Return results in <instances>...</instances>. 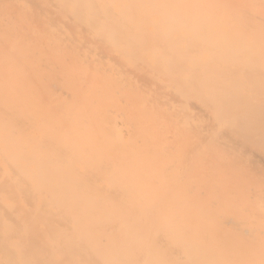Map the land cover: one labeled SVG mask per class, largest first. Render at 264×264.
I'll return each instance as SVG.
<instances>
[{
    "label": "rangeland",
    "instance_id": "rangeland-1",
    "mask_svg": "<svg viewBox=\"0 0 264 264\" xmlns=\"http://www.w3.org/2000/svg\"><path fill=\"white\" fill-rule=\"evenodd\" d=\"M263 1L112 0L108 4L102 3V5L104 4L101 5L104 7L102 8L103 12L102 9L94 6L93 9L89 10L90 14L94 13V16L83 17L80 12L83 1L80 0L77 5L79 10H72V17L62 16L57 25L51 27L52 31L60 33V39L76 42V45H72L70 49H64V43L59 42V51H53L52 54L48 55L40 52H26L17 55L0 50V167H3L8 173L12 172V175L17 179L21 176L17 172L18 169L12 170V166L9 164L23 167L26 171L22 170L21 172L28 173L29 179L46 178L41 184L33 186L32 190H34L35 195H32L34 197H31L30 201H27L23 197L25 195L21 194L19 196L3 195L1 197L0 264H39L36 263L35 258H38L40 262V257L46 259L41 260L40 264H111L110 257H113L117 264H226L227 261L222 262V259L219 262L218 259L220 258L218 257L207 260L200 255L201 253L198 252L201 250L199 238L203 234L210 243L223 249L229 250L235 246L244 247V244L239 242L247 238L245 235L237 238L238 242L231 243L232 241L224 242V239L222 240L220 228L223 225L222 217L225 215L223 213L212 210L206 219L198 218L193 221L190 218H177L174 222L173 210L166 208L170 202L160 195L161 188H158L160 199H164L161 203L156 198L150 197L148 201L139 199L134 203V207L127 206V200L122 198L120 192V187L125 189L126 184L124 187L121 182L111 185L110 191H108L113 194L108 200L99 202L90 199L82 191L97 185H99L97 187L103 186L104 184L97 182V180L125 173L129 168L128 166H106L104 152H96L97 157L93 166H74L73 172L77 174L78 184L83 185V190L80 191L81 187L77 184L79 188L75 190V195L81 193L82 196L78 197L80 198L78 201H80L77 203L76 210L66 222L68 226L73 225L75 227L74 233L64 234V229L62 230L54 219H50L53 216L52 213L59 217L65 215L68 211V207L65 208V205H68V202L54 205L53 210H45L44 214L50 216L45 221L46 225H30L27 220L34 217L47 203L48 187L54 179V170H51L47 164L49 159L56 156L60 151L59 144L70 147L66 145V142L74 141L76 136L85 135L88 133L87 130L91 129L94 130L95 135L93 140L79 138L80 142L83 143L82 150L89 148L91 143L99 137L97 135L100 134L104 126L102 121L107 118L106 112L111 113L118 110L122 114V117L117 119L118 123L122 125L123 130L135 134L134 138L138 134L144 136L152 134L156 137L157 135L164 137L171 135L173 133L172 128L181 125H178L180 121L182 122L179 118L185 117L172 115V110L167 109L168 106H160L159 102L168 98L157 96L155 99V92L158 90L149 89L150 86L137 88L140 97L148 98V103L142 104L141 98L138 104H133L134 101L131 100H125L126 103L120 102L119 97L124 96L123 91L128 87L118 89L109 84L112 75L108 68L120 69L113 63L107 62L110 46L102 37L107 35L105 36L104 32L99 36L100 34L93 28L98 21H105L104 27L108 32L113 30L123 37L135 36L133 39L140 50L144 46L149 47V45L155 44L154 35L158 31L172 30L174 27H178L181 35L187 39L185 47L189 60L188 66L194 68L202 59L205 61L217 58L216 56L220 52L217 51V44L220 45L222 41L226 42V50L230 54L235 52L233 47L246 46L247 39L245 38L254 28L253 17L264 13V10L259 7L263 5ZM141 4L149 7L148 13L142 15L140 10H135L128 18L132 23H137L141 30V36L137 37L132 30L124 29L121 24L128 22L123 17L124 12L127 9L130 10L132 6ZM108 5L112 8H106ZM102 13L107 14V17L103 16ZM116 13L121 14V17ZM179 16H190L188 24L176 26L174 20ZM204 16L207 17L206 20H204ZM257 27L259 33L263 35L264 17L261 18ZM26 32H28L27 28H23V33ZM4 37H11L12 40L19 41L20 43L17 45L20 46L25 45L27 47L29 45V43L22 41V35L13 37L7 34V36L0 37V40L8 39H3ZM43 38L48 41L52 40L54 43L58 40L54 36ZM211 39L214 40L215 48L209 47ZM36 40L38 42L35 44L40 47L36 50H43L39 43L41 42L40 39L36 37ZM203 47L205 49H202ZM141 52L143 53V51ZM156 53L161 54L162 52L156 51ZM143 55L144 53L141 57ZM164 55H167V52ZM237 58V56H233L234 60ZM52 62H55L54 67L57 70L48 68ZM144 62L146 61L138 59L137 63L133 62L131 68L139 69L141 63ZM6 66L8 67L5 68ZM147 67L148 70L153 68L149 64ZM154 71V79L167 81L164 83L166 85L169 84L170 78L177 81L183 77L180 74L183 73L182 71L173 74V69L166 67H160ZM58 72L60 75H56ZM208 72L213 74L214 70L209 68ZM224 72L226 73L227 70L224 69ZM172 74L173 76H171ZM222 74L223 72L220 70V76ZM58 76L62 78L60 82L56 79ZM57 81L60 89L50 87V84ZM148 92L152 94V98ZM172 96L179 98L175 95ZM198 108L194 109L193 106L189 109L193 123L198 126H209V117L207 119L203 117ZM201 109L205 110L203 107ZM151 113L153 116L150 117ZM112 114L115 113H111L110 116ZM235 121V117L233 120L231 116L225 115L221 117L220 121H216L217 125L214 128L220 134L222 131L235 127ZM192 130L191 135L195 133L194 129ZM227 134L239 139L235 135V131L228 130ZM58 136L62 138L58 139ZM221 136L224 140L229 138L223 133ZM145 139L148 141V138ZM164 141L166 140L156 138L155 142L153 144L148 143L146 148L157 149L161 144H165ZM180 142L181 145L183 141ZM97 144L99 142L93 144L94 149ZM128 144L129 142L122 143L126 152ZM69 150L67 149V151ZM180 150L181 147L178 148V153L165 155L158 159L156 165L151 166L152 172L156 174L161 172L163 176L166 175L176 165L175 159L178 154H181ZM3 154L8 158V164L5 163ZM27 156L30 157L26 161L23 158ZM117 158H119V163L123 162L122 157L118 156ZM39 161L41 164L36 166L35 164ZM170 162H172V166H165L166 163ZM196 163L197 158L190 175L193 176L198 171L208 172L210 178L216 176L213 178V183L220 185L221 189L232 185L239 187L236 184L242 186L249 181L245 172L251 166H243L246 170L239 176L238 171L234 169L236 166H213L211 168V166H195ZM206 180L209 179L206 178ZM198 184L199 182H197ZM165 190L166 187H163L162 191ZM201 200L196 202L195 207L203 209L206 200ZM195 210L197 209L195 208ZM248 215L249 218L246 217ZM248 215L245 214V218L250 220L247 223L253 232V237L256 239L258 237L263 238L264 225L254 221L250 213ZM246 219H242V222H246ZM17 221L24 225L18 234L14 231L17 228L15 227ZM61 221L65 223L64 217ZM82 224L85 228L87 227V230L77 233ZM100 239H111L113 245L105 250L104 243L100 242ZM4 243H7L11 247V251L15 253L14 260L10 263L2 257L1 246L3 247ZM12 243L13 245H11ZM249 245L252 251H237L239 258L243 253H246V255L248 254V263L260 264V261H264L263 245L256 244V240ZM35 246L39 248L40 254H34L32 247L35 248ZM114 247L119 250L117 251L118 255L113 256L110 253H115ZM41 248L46 253H42ZM184 249L191 255H185ZM223 254L222 258L223 256L230 257V251ZM6 256L8 258L11 256L10 258L13 259L9 253ZM230 258L240 260L235 257Z\"/></svg>",
    "mask_w": 264,
    "mask_h": 264
},
{
    "label": "bare ground",
    "instance_id": "bare-ground-1",
    "mask_svg": "<svg viewBox=\"0 0 264 264\" xmlns=\"http://www.w3.org/2000/svg\"><path fill=\"white\" fill-rule=\"evenodd\" d=\"M79 1L0 0V37L7 36V34L13 37L22 35V41L29 43L27 47L25 45L20 46L17 45V43H20L19 41L12 40L11 37H4L3 39H8L0 40V48H2L0 50L17 55L26 52H40L48 55L52 54L53 51H59V42L64 43V49H70L72 45H76V42L60 39V33L52 31L51 27L56 26L62 16L72 17V10L79 8L77 6ZM81 1H83V4L80 12L83 17L94 16V13L90 14L89 12L94 6L102 9L104 8L102 7L104 5L102 3L108 4L112 2V0ZM262 4L259 7L264 10V1ZM106 8L111 9L112 6L108 5ZM135 10H140L142 15H145L148 13L149 7L144 4L132 6L130 10L127 9L124 12L123 17L128 20ZM102 15L107 17L105 13H102ZM117 15L121 17V14ZM263 17L264 13L253 17L254 28L250 31L248 37L245 38L247 39L246 46L233 47L235 52L230 54L226 50V42L222 41L220 45L217 44V51H220L219 55L216 56L217 58L205 61L202 59L194 68L188 66L189 60L185 47L187 39L181 35L182 33L178 27H174L172 30L163 29L158 31L154 35L155 44H151L149 47L144 46L140 50L133 39L135 36L123 37L113 30L108 32L104 27L105 21H98L93 28L100 34L99 36L102 35L101 33L104 34V32L105 36L107 35L106 37L102 36L103 40L110 46V52L109 54L107 53V62L113 63L120 69L108 68L109 73L112 75L109 84L118 89L128 87L123 91L124 96L119 97L120 102L126 103L125 100H131L134 101L133 104H138L141 98L142 104L148 103V98L145 96L140 97V92L137 88L139 86L140 88L142 86L143 88L150 86L149 89L158 90V92H155V99H157V96L168 98L159 102L160 106H168L167 109L172 110V115H182L185 117L179 118L182 122L180 121L178 125H181L172 128L173 133L171 135H167L166 137L157 135L156 137V135L152 134H146L145 136L138 134L134 138L135 134H130L128 130H123L122 125L118 123L117 119L122 117V114L118 110L111 112L115 113L112 116H110L111 113L106 112L107 118L105 121H102L104 126L100 134L97 135L99 137L91 143L89 148L82 150L83 143L80 142L79 138L93 140L95 135L94 130L91 129L87 130L88 133L85 135L76 136L75 140L78 139L77 141L66 142V145L70 147L59 144L60 151L56 156L51 157L47 164L48 167H51V170H54L53 182L48 187L49 196L47 195V203L34 217L28 219L27 223L34 226L46 225L45 221L50 216L44 214L45 210H53L52 207L54 205L68 202V205H65V208L68 207L65 215L59 217L52 213L53 216L50 219H54L55 223H58L62 230L64 229V234L74 233L75 227L66 224L69 216L76 210L77 203L80 201H78L80 199L78 197L82 196L81 193L75 195V190L79 188V180L77 174L73 172L74 166H93L97 157L96 152H104L106 155L104 158L106 166H128L129 168L125 173L97 180V182L104 184L100 186L102 188L97 187L99 186L97 185L82 191L90 199L99 202L108 200L113 194L109 193L111 185L121 182L124 184V187L126 184L125 189L120 187V192L122 198H126L127 206L134 207V203L139 201V199L148 201V198L154 197L159 203L165 199L170 202L166 208L173 210L174 222L177 218H190L193 221L198 218L206 219L207 215L212 213V210L223 213L225 215L222 217L223 225L220 228L222 240L224 239V242L232 241L231 243L238 242L237 238L245 235L247 238L239 242L240 244H244V247L239 248L235 246L229 250L223 249L210 243L203 234L199 238L201 250L198 252L207 260L218 257L220 258L218 259L219 262L222 259V262L227 261L229 264L234 262L237 264H255L254 262L248 263V254L246 255V253H243L241 258H239L237 251H252L249 244L254 243L255 240L256 244L263 245L264 247V233L263 238L258 237L256 239L253 237V232L248 226L249 223H247L250 220L248 221L245 218V214L248 215L250 213L254 221L261 222L264 225V34L261 35L257 27ZM206 19L207 17L204 16V20ZM189 20L190 16H179L174 20V23L176 26H179L188 24ZM121 26L129 31L132 30L133 34L137 37H140L142 34L138 24L132 23L130 20L127 23L121 24ZM23 28H27L29 33H23ZM206 34H208L207 31ZM41 35L45 38L54 36L58 40L54 43L52 40L48 41L44 39ZM36 37L40 39L41 42L39 43L42 45L43 50H36L40 48L35 44V42H38ZM211 40L213 42L210 41L209 47L215 48L214 40ZM202 49L205 48L203 47ZM141 51L144 53L142 57L143 53ZM156 51L162 53L158 54ZM165 52H167V55H164ZM233 56H237L238 58L234 60ZM138 59L146 62L141 63L139 69L136 67L131 68L133 67V62L137 63ZM146 63L153 66V68L148 70L149 66L147 67ZM54 65L55 62H52V65L48 68L57 70ZM160 67L173 69V74L182 71L183 73L180 74L183 77L177 81L174 78H170L168 80L169 84L166 85L164 83L167 81H157L154 79V70ZM209 68L214 70L213 74L208 72ZM224 69L227 70L226 73ZM220 70L223 72L221 76ZM56 75H60V73L58 72ZM56 79L59 82L62 80L60 76ZM58 81L50 84V87L60 89ZM148 94L152 98V94L150 92ZM172 95L179 98H175ZM193 106L194 109L199 107V113L203 117L206 119L209 117V126H198L193 123V117L189 115V109ZM202 107L205 110H202ZM225 115L231 116L233 120L234 117L236 118L235 127L228 130L235 131V135L239 139L228 135V130H225L221 133L227 135L229 138L224 140L221 133L219 134L217 129L215 130L216 121H220L221 117ZM151 116H153V113L150 114ZM192 129L195 131L193 135H191L193 133ZM59 138L62 137L58 136ZM145 138H148V141ZM156 138L166 140L164 141L165 144H161L157 149L150 150L146 148L148 143L153 144ZM180 141H183L181 145ZM95 142H99V144L94 149L93 144ZM128 142L126 152L125 146L122 143ZM179 147H181V154H178L175 159L176 165L166 175L163 176L161 172L157 171V174L152 172L151 166H155L158 159L165 155L178 153ZM67 149L70 150L67 151ZM118 156L123 158L122 163H119ZM3 157L5 158V163L8 164L9 161L5 154H3ZM29 157L27 156L23 159L27 161ZM84 157H86V161H84ZM196 158L197 163L195 166H211V168L213 166H236L234 169L238 171L239 176L246 170L243 166H251L245 172V176L249 178V181L245 184L246 186L236 184L239 187L232 185L231 187L221 189L220 185L213 183V178L216 176L210 178L208 172L198 171L191 176L190 171ZM40 164L41 161L35 165L39 166ZM9 166H12V170L17 168V172L21 176L18 175L19 178L17 179L12 175V172L8 173L7 170L0 167V199H2L3 195L19 196L21 194L25 195L23 197L27 201H30L31 197H34L32 195H35L34 190H32L33 186L41 184L46 178L29 179L30 175L28 173L21 172L25 170L23 167L11 164ZM165 166H172V162L166 163ZM69 170L71 171L66 174ZM85 170H88V168H85ZM233 174L235 173L233 172ZM206 178L209 180H206ZM197 182H199L200 187L199 184L197 185ZM107 184H110V186H107ZM80 187L79 190H83V185ZM163 187H166L165 191H162ZM158 188H161L160 195L164 197L162 200L160 199ZM201 199L206 200L203 209L195 207L196 202L202 201ZM36 217L37 219H34ZM63 217L65 223L61 221ZM246 217L249 218V215ZM242 219H246V222H242ZM23 226L20 221H17L15 225L17 228L14 229L15 233L18 234ZM85 230H87V227L85 228L82 224L77 233H82ZM100 242L104 243L105 250L113 245L111 239H100ZM245 244L247 245L245 246ZM1 250L3 251L2 257L5 260L9 263L14 260L15 253L11 251V247L7 243H4L3 247L1 246ZM32 250L34 254H40V250L36 246L35 248L32 247ZM41 250L43 249L41 248ZM118 250V248L114 247L113 251L115 253L110 254L113 256L118 255ZM226 251H230V257L239 258L240 260L230 257L226 258V256L222 258L221 256ZM183 252L185 255H191L185 249ZM7 253L11 254L13 259L10 258L11 256L8 258L6 256ZM42 253H46V251L43 250ZM193 253L195 254L196 252L194 251ZM75 255H77L76 252ZM110 258L111 264H117L113 257ZM41 260L44 261L46 259L40 257L39 262V259L35 258L36 263L40 264ZM227 262L226 264H228ZM260 264H264V261H260Z\"/></svg>",
    "mask_w": 264,
    "mask_h": 264
}]
</instances>
